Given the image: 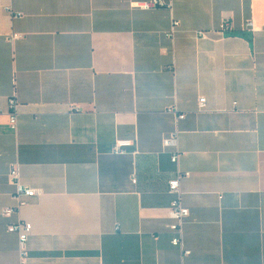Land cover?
Listing matches in <instances>:
<instances>
[{"label":"crops","instance_id":"crops-1","mask_svg":"<svg viewBox=\"0 0 264 264\" xmlns=\"http://www.w3.org/2000/svg\"><path fill=\"white\" fill-rule=\"evenodd\" d=\"M145 1L0 0V264H21L19 221L28 264H264V0Z\"/></svg>","mask_w":264,"mask_h":264},{"label":"built area","instance_id":"built-area-1","mask_svg":"<svg viewBox=\"0 0 264 264\" xmlns=\"http://www.w3.org/2000/svg\"><path fill=\"white\" fill-rule=\"evenodd\" d=\"M161 7H169L172 8V3L167 4L164 0H148L145 2L135 3L133 4V8L140 9L143 11H149L156 8ZM179 22L174 20L171 26V29L167 32L166 36L173 40L176 34V31L179 27ZM253 26L251 22L246 24V29H252ZM234 26L230 21H224L220 28L215 31H204L200 30L195 32V36L199 40H208L211 33H218L222 36H232L234 34ZM20 35H14L13 39L21 38ZM206 108V99L202 98L199 100V111H203ZM170 113L177 114L176 108H170ZM184 116H179V119H183ZM19 119V103L15 98H11L9 100V125L15 130L18 125ZM178 137L177 135H173L171 137L165 138L163 140V145L165 147H174L177 148ZM131 143L127 141H120L116 144L115 153L123 154L125 153V149L130 147ZM178 160V155L176 154L173 157V161L176 162ZM187 174L184 175V177ZM183 176L178 177L169 182V193L173 195L174 199L171 204V217L173 219V224L171 225V230L176 234V237L172 240V244L174 246L183 247V224L186 218L189 216V210L183 205L182 195H181V179ZM10 180L13 182L16 188L15 198L19 200L20 206L25 203L24 198H31L37 195V191L26 188L22 186L19 173L16 168H13L10 172ZM135 181V180H134ZM19 206V207H20ZM17 209H6L3 213L5 217H11ZM8 232L14 233L18 235L19 238V252H20V260L21 264H28L29 260V240L32 234V225L25 221H19L13 224H10L7 228ZM187 253V252H186Z\"/></svg>","mask_w":264,"mask_h":264}]
</instances>
